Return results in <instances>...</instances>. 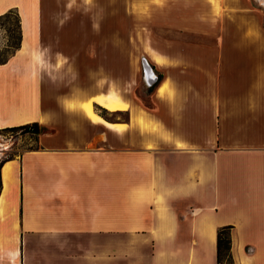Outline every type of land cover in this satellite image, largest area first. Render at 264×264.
Listing matches in <instances>:
<instances>
[{
    "label": "crops",
    "instance_id": "crops-1",
    "mask_svg": "<svg viewBox=\"0 0 264 264\" xmlns=\"http://www.w3.org/2000/svg\"><path fill=\"white\" fill-rule=\"evenodd\" d=\"M89 2L130 3L145 24L141 54L160 75L144 99L138 79L129 94L114 90L125 110L92 101L114 128L66 106L107 92L105 63L74 58L91 53ZM11 9L21 43L0 64V127L51 131L1 166L0 216L17 232L12 244L3 235L14 252L2 264H217V230L227 225L234 263L264 264V7L0 0V15ZM57 53L72 56L66 71L86 69L87 78L63 83L45 57Z\"/></svg>",
    "mask_w": 264,
    "mask_h": 264
},
{
    "label": "rangeland",
    "instance_id": "rangeland-1",
    "mask_svg": "<svg viewBox=\"0 0 264 264\" xmlns=\"http://www.w3.org/2000/svg\"><path fill=\"white\" fill-rule=\"evenodd\" d=\"M89 28H90V55H79L74 56V58L79 59L80 63H91V67H97L98 63H105V91L104 94L110 91H119L120 85L123 87V91L127 94L131 91V84L134 83L136 79L138 82H145V74L142 69V59H146L143 54H141V47L143 39L140 38V32L145 28L144 23L137 22L131 14V6L129 2H89ZM117 3V6H114ZM250 6L256 10H262L264 7L263 2L259 0H249ZM56 7L54 8L55 13L58 15H65L67 11L66 5L63 3L56 2ZM79 6V7H78ZM78 10H80V5L76 4ZM135 13H141V9L134 8ZM76 10V9H75ZM81 11V10H80ZM75 15H81L79 12H75ZM264 24V20H263ZM5 26L13 28L15 33L17 32L16 17L11 16L8 20L0 19V62L2 59H6L12 55V49L6 47L7 35L5 32ZM62 26V25H61ZM157 35L162 36L161 32L158 31ZM45 46L56 45L63 50L66 45L65 39H54V40H43ZM45 57L55 64V73L62 82H67L73 78L74 81H79L87 78L88 72L86 69L83 71H76L73 76L71 71H66L65 63L71 62L72 56H66L65 54H47ZM76 61V60H75ZM78 62V61H76ZM149 63V61L147 60ZM150 64V63H149ZM142 71V73H141ZM70 74L69 76H66ZM98 72H95V77H91L90 81L93 83L98 82ZM94 74V73H92ZM76 75H78L76 78ZM158 73L155 72V78H157ZM65 78V79H64ZM101 81V80H100ZM61 82V81H60ZM61 82V83H62ZM149 86L143 85L141 90H135L137 97L145 98V91ZM99 113H103L99 108H95ZM108 111V110H107ZM110 112V111H109ZM104 114V113H103ZM105 115V114H104ZM125 118V116H122ZM13 127V126H12ZM8 127H0V173L1 164L3 165L7 161L18 159L19 156L26 150L31 149L36 146V138L34 135L29 133L24 129L10 130ZM38 139V138H37ZM1 175V174H0ZM1 189V183H0ZM5 204V199L3 197ZM2 222L0 223V257L3 253L13 254V247L4 246L3 235L10 237L12 244V237L16 239L17 232L12 230L7 216L1 215ZM2 259L0 258V264H2ZM226 264V263H223Z\"/></svg>",
    "mask_w": 264,
    "mask_h": 264
},
{
    "label": "trees",
    "instance_id": "trees-1",
    "mask_svg": "<svg viewBox=\"0 0 264 264\" xmlns=\"http://www.w3.org/2000/svg\"><path fill=\"white\" fill-rule=\"evenodd\" d=\"M11 16L16 17V24H17V32L15 33L13 28H10L9 26H5V32L7 35V44L6 47L9 49H12V54L20 47L21 43V30H20V18L18 13L11 9L7 12L0 15V19H6L8 20ZM264 26V24H263ZM8 60L2 59L0 64L5 63ZM160 80V75L157 76L156 82L149 86L146 90V93L148 94L151 92L153 87L156 85V83ZM104 114L107 112L103 108L98 107ZM109 111V110H108ZM112 112V111H110ZM101 113L102 115H104ZM7 129L10 130H16V129H24L35 136V140L37 142V138L39 135L43 133H48L51 131V129L47 126L41 125L37 122L27 123L19 126H13L8 127ZM34 148V147H33ZM2 166V164H1ZM0 183H1V176H0ZM216 258H217V264H235L232 258L231 254V226H221L217 230V240H216Z\"/></svg>",
    "mask_w": 264,
    "mask_h": 264
},
{
    "label": "bare ground",
    "instance_id": "bare-ground-1",
    "mask_svg": "<svg viewBox=\"0 0 264 264\" xmlns=\"http://www.w3.org/2000/svg\"><path fill=\"white\" fill-rule=\"evenodd\" d=\"M95 100L98 104L102 105L109 111L125 110L126 104L121 102L120 96L115 91H110L107 94H100L93 96L92 98L84 99L77 98L71 102L66 103L69 109H76L84 114L88 119L92 121H98L104 123L106 126L114 128L115 126L99 116L94 110L92 101ZM6 171H4V174Z\"/></svg>",
    "mask_w": 264,
    "mask_h": 264
},
{
    "label": "water",
    "instance_id": "water-1",
    "mask_svg": "<svg viewBox=\"0 0 264 264\" xmlns=\"http://www.w3.org/2000/svg\"><path fill=\"white\" fill-rule=\"evenodd\" d=\"M142 60H143L142 69H143L144 74H145V82L148 86H151L156 82L157 78H155V74L153 72V69H152L151 65L147 62V60L146 59H142Z\"/></svg>",
    "mask_w": 264,
    "mask_h": 264
}]
</instances>
